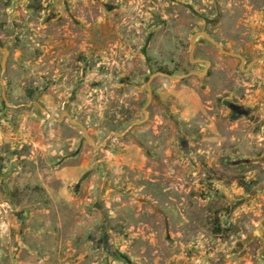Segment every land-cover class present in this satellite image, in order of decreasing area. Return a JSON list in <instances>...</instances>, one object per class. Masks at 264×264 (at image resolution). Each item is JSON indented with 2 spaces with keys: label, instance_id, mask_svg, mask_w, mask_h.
Instances as JSON below:
<instances>
[{
  "label": "rangeland",
  "instance_id": "1",
  "mask_svg": "<svg viewBox=\"0 0 264 264\" xmlns=\"http://www.w3.org/2000/svg\"><path fill=\"white\" fill-rule=\"evenodd\" d=\"M0 264H264V0H0Z\"/></svg>",
  "mask_w": 264,
  "mask_h": 264
},
{
  "label": "water",
  "instance_id": "2",
  "mask_svg": "<svg viewBox=\"0 0 264 264\" xmlns=\"http://www.w3.org/2000/svg\"><path fill=\"white\" fill-rule=\"evenodd\" d=\"M3 49L1 46H0V50Z\"/></svg>",
  "mask_w": 264,
  "mask_h": 264
}]
</instances>
